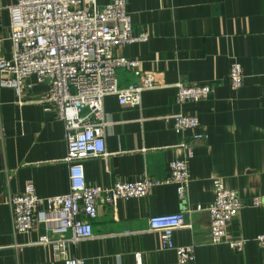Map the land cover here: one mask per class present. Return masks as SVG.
<instances>
[{
	"label": "crops",
	"instance_id": "0c3cea01",
	"mask_svg": "<svg viewBox=\"0 0 264 264\" xmlns=\"http://www.w3.org/2000/svg\"><path fill=\"white\" fill-rule=\"evenodd\" d=\"M18 1L0 0V58H11L8 8ZM97 2L102 7L109 0ZM127 13L133 34L149 38L115 50V56L140 64L138 74L119 70L118 85L141 84L154 75L160 88L143 92L139 107L121 106L116 96L104 98L109 156L84 161L85 177L99 186L144 177L160 184L145 198L120 200L115 208L99 202L93 237L71 245L69 256L85 264H178L175 252L161 250L148 221L185 211L191 228L177 230L173 240L194 247L195 259L188 264H264L257 241L264 237V0H128ZM235 62L244 75L236 91L229 78ZM30 83L21 99L0 88V264H64L49 246L36 244L42 226L14 235L7 205L8 197L22 195L29 183L41 198L69 191L64 123L38 103L47 85ZM176 84L209 85L212 92L206 100L178 105ZM179 113L196 116L205 138L177 133L172 116ZM177 159L187 161L189 170L184 202L175 185L163 184ZM215 178L241 200L242 209L227 228V240L246 241L241 252L212 245L210 216L196 211L214 201Z\"/></svg>",
	"mask_w": 264,
	"mask_h": 264
},
{
	"label": "built area",
	"instance_id": "2783aa9c",
	"mask_svg": "<svg viewBox=\"0 0 264 264\" xmlns=\"http://www.w3.org/2000/svg\"><path fill=\"white\" fill-rule=\"evenodd\" d=\"M128 0H109L100 7L97 0H19L8 8L10 15V59L0 58V88L14 90L21 99L33 85H47L38 103L48 105L64 123L67 146L64 162L68 166L69 191L61 196L41 198L33 184H27L22 195L9 196L14 235L28 234L43 227L37 245L49 246L64 264H85L83 259L69 256L71 245L93 237L92 221L97 217L99 202L115 208L120 200L143 199L160 182L144 177L137 181L119 182L113 186L90 185L86 181L84 161L107 158L106 127L103 100L116 96L121 106L139 107L142 93L160 88L154 75L141 84L120 88L117 72L121 69L138 74L140 64L135 60L115 56L116 49L146 42L148 34H133L127 13ZM232 90L243 87L244 75L239 63L230 69ZM176 103L206 100L212 92L209 85L176 84ZM84 110L88 113L84 114ZM94 120V121H92ZM177 133L190 131L195 140L205 138L199 132L196 116L182 113L172 116ZM189 183L187 161L177 159L169 164V177L163 184L176 186L181 202L186 200ZM214 201L206 210L210 216L212 245L226 244L241 252L246 241L227 240V228L242 209L237 192L223 180H213ZM254 205H261L255 200ZM186 224V213L153 216L148 231L157 233L161 250L173 251L178 264L194 261V247H179L174 233ZM70 234L69 237L66 235ZM257 241L264 248V237ZM139 260V256H138ZM140 264V262H139Z\"/></svg>",
	"mask_w": 264,
	"mask_h": 264
}]
</instances>
